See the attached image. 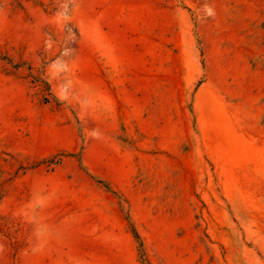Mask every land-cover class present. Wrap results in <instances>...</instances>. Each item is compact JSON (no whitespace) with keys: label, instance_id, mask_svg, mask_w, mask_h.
Listing matches in <instances>:
<instances>
[{"label":"rangeland","instance_id":"374dc122","mask_svg":"<svg viewBox=\"0 0 264 264\" xmlns=\"http://www.w3.org/2000/svg\"><path fill=\"white\" fill-rule=\"evenodd\" d=\"M0 264H264V0H0Z\"/></svg>","mask_w":264,"mask_h":264},{"label":"trees","instance_id":"16d2710c","mask_svg":"<svg viewBox=\"0 0 264 264\" xmlns=\"http://www.w3.org/2000/svg\"><path fill=\"white\" fill-rule=\"evenodd\" d=\"M43 84H44V86H45V88L41 90V92H42V96H43V100H44V102H48V101H47L48 98L46 97L47 94L45 93V92L48 90V87H47L46 83H43Z\"/></svg>","mask_w":264,"mask_h":264}]
</instances>
